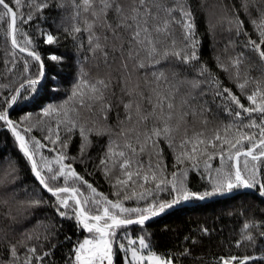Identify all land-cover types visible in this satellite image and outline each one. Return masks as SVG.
I'll use <instances>...</instances> for the list:
<instances>
[{
	"label": "snow or ice",
	"instance_id": "6c2138e0",
	"mask_svg": "<svg viewBox=\"0 0 264 264\" xmlns=\"http://www.w3.org/2000/svg\"><path fill=\"white\" fill-rule=\"evenodd\" d=\"M198 13L214 44L218 30L227 33L215 68L201 54ZM0 34V129L16 149L0 152V264H206L194 255L197 235L184 237L191 247L161 251L144 227L130 229L225 193L252 190L264 203V0H0ZM61 38L78 61L53 102L65 81L39 42ZM192 171L203 190L190 186ZM94 172L110 195L88 178ZM240 213L232 243L252 254H221L215 264L264 259V210ZM66 221L82 238L65 233Z\"/></svg>",
	"mask_w": 264,
	"mask_h": 264
},
{
	"label": "trees",
	"instance_id": "16d2710c",
	"mask_svg": "<svg viewBox=\"0 0 264 264\" xmlns=\"http://www.w3.org/2000/svg\"><path fill=\"white\" fill-rule=\"evenodd\" d=\"M27 11V8L24 9ZM199 31L203 36L201 54L204 60L208 62L210 66L215 68V55H227L224 52V43L227 37V33L217 31V41L214 44L212 37L207 32V25L204 22L202 14H197ZM31 35L37 37V32L35 31V21L31 22ZM47 26V25H45ZM28 28V25H24ZM251 29V25H248ZM84 43L87 44L86 35L84 37ZM39 49L43 54V58L49 68H55V71L60 72L65 83L61 88V93L57 95H51L50 99L55 102L62 99L66 92L65 88L70 87L72 78L75 74V67L78 61L75 48L71 41V38L67 40L61 38L59 44L46 45L43 41L39 42ZM51 51L57 54H63L66 59L63 64L56 65L55 62L50 61L49 53ZM26 55V54H25ZM4 60V47H3V36L0 34V73L4 72L3 67ZM22 62L19 68L22 69ZM36 68L33 65L32 71ZM19 74V73H17ZM223 78V77H222ZM226 79V78H225ZM4 90L0 89V92ZM210 98V97H209ZM215 106L213 105V108ZM26 110L35 112V108H28ZM18 112H14L13 116H18ZM114 115V114H113ZM34 134L40 136L41 133L37 129ZM106 137L101 139L99 143L94 145L91 149L93 156L101 152L103 149L101 145L105 143ZM78 144V135L76 138V143L72 146V152L75 153L76 146ZM167 146L165 145V148ZM47 151V150H45ZM0 152L4 153H16V149L13 144V140L10 132L5 129H0ZM169 163L171 162V154H168ZM243 163V161H241ZM79 171L83 172L84 167L76 164ZM212 166H219V158L216 157L212 160ZM88 171L93 172V166L90 163L88 165ZM201 171H203V164L201 165ZM30 175V173H28ZM207 173H205V176ZM100 191L111 194V186L107 181L104 180L103 176L99 172H94V174L88 177ZM206 181L201 180L200 173L192 171L190 173V186L193 189L203 190L202 186ZM161 198L167 199V193H161ZM259 193L248 190L243 195H237L235 193H225L222 195H216L207 198L203 201L186 202L177 206L174 210L168 212L167 214H162L159 217L151 218L146 222V226L133 225L130 232L133 235H138L141 227L145 228V231L151 234L152 242L156 245L158 250L164 251L171 249L173 251L182 250L183 247H191V241L185 243L184 237L186 235H197L199 242L195 245L194 255L197 257H203L206 264H215L214 257H219L221 254H228L229 252L242 255L245 251L248 254H252V249L248 248H237L232 241L238 238L240 229L243 224L244 216L241 215L240 209L243 206L248 210V213L255 211L257 214L261 210H264V203H261L258 199ZM51 211L50 209H46ZM200 225L208 226L212 231L209 234H200L197 229ZM65 233L73 234V241L79 236L82 238L80 233L76 232L72 222H65ZM261 245H257V251H259ZM65 252L63 250H57V259H59ZM62 264V261H61ZM184 264H193L191 257L184 258ZM197 264L199 262L197 261ZM258 264H264V259H259Z\"/></svg>",
	"mask_w": 264,
	"mask_h": 264
},
{
	"label": "water",
	"instance_id": "95a60500",
	"mask_svg": "<svg viewBox=\"0 0 264 264\" xmlns=\"http://www.w3.org/2000/svg\"><path fill=\"white\" fill-rule=\"evenodd\" d=\"M162 215V214H161Z\"/></svg>",
	"mask_w": 264,
	"mask_h": 264
}]
</instances>
